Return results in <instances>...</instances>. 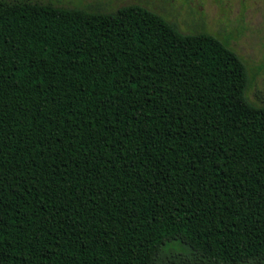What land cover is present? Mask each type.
<instances>
[{
    "label": "trees",
    "instance_id": "1",
    "mask_svg": "<svg viewBox=\"0 0 264 264\" xmlns=\"http://www.w3.org/2000/svg\"><path fill=\"white\" fill-rule=\"evenodd\" d=\"M249 82L143 4L0 0V264H264Z\"/></svg>",
    "mask_w": 264,
    "mask_h": 264
},
{
    "label": "rangeland",
    "instance_id": "2",
    "mask_svg": "<svg viewBox=\"0 0 264 264\" xmlns=\"http://www.w3.org/2000/svg\"><path fill=\"white\" fill-rule=\"evenodd\" d=\"M102 11L139 3L175 23L182 32H210L227 42L245 61L248 99L264 104V0H41Z\"/></svg>",
    "mask_w": 264,
    "mask_h": 264
}]
</instances>
